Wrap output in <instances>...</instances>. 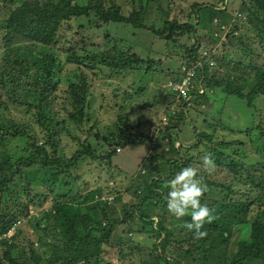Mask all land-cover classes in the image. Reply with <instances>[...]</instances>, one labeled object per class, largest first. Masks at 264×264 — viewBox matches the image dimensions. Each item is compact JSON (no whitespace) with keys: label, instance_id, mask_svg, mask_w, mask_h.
Wrapping results in <instances>:
<instances>
[{"label":"trees","instance_id":"trees-1","mask_svg":"<svg viewBox=\"0 0 264 264\" xmlns=\"http://www.w3.org/2000/svg\"><path fill=\"white\" fill-rule=\"evenodd\" d=\"M136 1H139L141 9L125 16L121 5L114 0H89L87 5L74 0H0V9L5 13L4 19L0 20V41L5 47L4 61L0 65V144L8 148L9 154L6 160L0 162V238L15 230L11 238L0 242L5 249L0 264H112L103 257L104 246L112 241L118 228L126 222L128 211L124 209L122 220L116 210H110L113 209L109 207L112 204L103 199L100 188L85 194L77 191L79 195L72 197L80 180L75 172L87 160L105 163V167L111 169L110 162L117 149L143 145L147 138L154 141L156 137L157 140L167 141L169 149L142 163V169L148 172H140L135 178L138 204L131 206L140 224L150 226L148 233L155 239L154 249L144 264H264V158L255 166L250 163L254 171L249 168L248 176L244 178L240 175L245 166L238 158L240 150H236L234 155L226 152L242 144L240 141H215L208 133L201 132L193 148L177 146L180 142L177 136L180 123L189 119L187 108L192 103L191 107L204 108L209 100L208 93L213 90L223 94L225 100V95L243 100L252 111L254 120V126L244 134L253 138L251 135L259 131L261 139H264V125L256 123L261 112L260 104L264 100V68L252 64L254 59L246 63L222 53L219 58L212 59L221 63L224 75L219 72L210 75L209 63L203 57L207 50L201 51L197 38L201 30L208 31L210 40L216 45L226 33L229 41L226 45H234V41H238L240 45L235 46L236 51L247 57H258L260 48L264 52V0H242L238 12L244 18L242 26L228 13L226 0L198 4L192 12L194 17L184 23L171 20L170 12L166 14L163 11V1L169 0H158L156 20L149 27L143 20L148 14L146 7L154 1ZM204 9L207 12L202 13ZM92 15L105 24L128 23L135 29L148 27L155 37L166 41L167 47L178 52L177 56L187 59L186 63L192 62L191 65L196 66L201 62L195 68V78L202 84H194L191 88L189 97L193 99L184 100L185 105L175 110L168 102L175 91L167 87L171 93L162 91L152 100L144 99L132 106L134 118L130 117L129 111L128 116L121 112L106 134L104 126L92 117L93 108L89 102L91 89L82 73L76 75L75 81H69L72 84L67 85L69 95L63 107L66 114L59 113L55 102L59 86L64 82L61 77L64 63L75 62L91 70L98 68L101 72L106 68L104 75L117 81H122L133 71L145 76L153 71L154 62H146L129 53L115 52L112 55L86 48L85 53L79 55L76 48L70 47L68 51L61 52L65 54V59L60 58L54 47L62 24ZM250 30L257 36L252 42H245V38L251 40ZM184 34L194 35L196 42L182 51L180 42ZM205 36L206 33L201 37ZM17 45L26 46L34 58L28 59L23 54L12 56L10 49ZM180 70L172 74L176 78L169 83H182L184 76H180ZM28 81L30 83L26 84ZM118 90H113L117 98L120 96ZM200 90H204L203 93ZM17 91L28 93L27 99L33 101L14 99ZM145 91L143 86L136 90L141 95ZM133 97L129 93L127 99ZM164 101L167 109L158 117L156 107H163ZM18 107L25 109L29 123L17 122L6 115V112ZM148 131L150 137L145 133ZM156 131L160 133L158 136ZM138 132L139 139L135 137ZM83 133L86 136L82 139ZM63 136L72 138L77 145L70 158L61 146ZM204 138L214 145L212 148L207 146L209 152L214 153L210 156L215 164L211 173H202L196 165L206 155L204 149L198 150L201 148L198 145L206 144ZM100 144L106 145L108 150L99 153ZM258 150L256 148V152ZM186 166L198 170L199 183L207 189L201 203L206 204L215 217L203 225L202 230L207 231V236L199 240L194 239L192 231L183 228L186 222L191 221L190 215L177 218L169 215L166 208L169 181ZM37 167L41 170H36ZM35 172L41 179L33 177ZM231 174V180H226V176ZM18 178L24 185L15 191ZM131 221L126 238L119 236L120 252L126 250V245L130 250L134 249L131 237L140 229L135 230ZM24 226L32 228L40 248H35V243L27 235V246L19 243L25 233Z\"/></svg>","mask_w":264,"mask_h":264},{"label":"rangeland","instance_id":"rangeland-1","mask_svg":"<svg viewBox=\"0 0 264 264\" xmlns=\"http://www.w3.org/2000/svg\"><path fill=\"white\" fill-rule=\"evenodd\" d=\"M114 1L121 5L123 14L125 16H129L134 12V10L139 11L141 9V7H139V1L136 0L134 3L132 0ZM153 1V3L146 7L148 14H145L146 16L143 20L144 24L148 27L154 24L153 22L156 20V15L158 13L156 10V3H158V0ZM216 1L217 0H169L163 1L162 4L164 7L163 11L166 14L167 12H170L171 20L176 19L178 22L184 23L188 22L192 17H194L193 13L194 10H196L198 4H213ZM226 1H228V13L233 19H237V22H240L239 24L242 26L244 18L238 14L242 0ZM74 2L81 5H87L89 0H74ZM3 12L4 11L0 9V20L4 19L3 14L5 13ZM204 12H207V9L202 11V13ZM215 22L216 21L213 23ZM226 26L229 30V26ZM148 27H145L144 29H135L128 23L105 24L98 22L94 15L89 18H81L80 20H73L70 23L66 22L62 24L58 33V42L54 47V50H56L59 57L62 59H65V54H61V52H66L70 49V47H72L77 49V54L79 55H83L86 48L90 50L94 49V51L99 53L107 52L112 55L115 54V52L129 53L130 55L136 54L139 58L146 62L149 60L154 62V65H152L153 71H151V73L147 76H145L144 73L133 71L129 73V76H126L122 81H117L110 80L109 76L104 75V72L107 70L106 68H104V71L101 72L98 68L91 70L85 67V65L75 62L64 63V72L61 76L64 82L60 84L59 90L57 92V101L55 102L56 110L61 114H66V111L63 107H65L66 99L69 95L67 85L72 84L69 81H75L76 75H81L82 73L87 78L91 89L89 102L93 108V110H91V113L93 114L92 117L97 119L98 122L104 126L103 132L106 134L109 132L112 125L117 122L118 116L121 114V112L128 116L127 112L129 111L131 113L130 117L132 115L134 118L135 115L131 111L132 106H135L144 99V101L147 99L152 100L153 97H155L154 95L157 93L162 91L166 92L170 80L176 78L172 74L175 75L182 66L191 65L192 62L186 63L185 61L187 59H182L181 55L177 56L178 52L176 53L174 49L167 47L168 43L155 37ZM222 29L224 28L222 27ZM207 32L208 31L203 32L201 30L197 38H199L200 44L202 46L201 51L207 50L203 53V57H205V61L209 63L210 75L215 74V72H219L221 75H224L225 69L221 68V63L217 60L214 62V59H212L215 57L219 58L222 53L246 63L252 62L254 59L252 64L264 68L263 48H260L259 51L261 54L258 57H247L246 54L238 52L234 49L235 46L240 45L238 41H234V45H226L229 42L227 41L226 33L223 35L218 44L214 45V42L210 40V36ZM205 33L206 36L201 37ZM248 34L251 36V40L248 41V39L245 38V42H252L257 36L255 32H252V30H250ZM195 42L196 38L194 35L192 37L184 34L180 42L182 44V51H184L187 47L195 45ZM10 52L12 56L16 54H23L24 56L28 57V59L34 58V55L27 50L26 46H13L10 49ZM4 56V43L0 41V65L4 61ZM200 64L202 63L200 62ZM180 76H185V74L182 72V75ZM27 83L30 82L28 81L26 84ZM135 84H137L136 87H133L132 85ZM140 86L146 88V91L143 95L137 94L136 92ZM116 88H119L118 92L120 93V96L118 98L115 97L113 92V90ZM167 92L171 93L168 90ZM127 93H132L134 96L133 99L128 100ZM1 94L2 90L0 88V95ZM28 95V93L17 91L13 98L16 100L23 99L33 101L27 99ZM208 96L209 100H207V103H205L204 108L203 106L198 108L196 106L191 107L194 105L193 103L187 108L189 119L183 123H180V131L177 132L178 138L180 137V142L177 143V146L181 147L184 145L186 147L191 146L193 148L196 145V142H198V133L201 132L208 133L215 141H240L242 144H237L233 149L226 150V152L230 155H234L236 150H240L241 154L238 158L245 165L242 168L243 170L240 175L244 178H247L249 172L248 169L251 168V172L254 171L250 163H253V166H255V164L259 162L262 157L264 158V151L261 152V150L264 149V139H261L259 131H255L251 135L253 138L248 136L247 133L244 134V131L254 126V120L252 116L253 113L245 105L244 101L237 97H227V95H225L229 101L226 102L227 100H225L223 94L214 90L210 91ZM168 102L170 103L169 106L175 110H179L185 105V101L181 100L179 97H176L173 92L172 95L169 96ZM221 104H223L222 110L219 111ZM162 106L163 107H156V110H159L157 111L159 113L158 117H161L162 111L167 109L165 101L163 102ZM122 108H124L123 111H121ZM260 111V116L256 123L264 125V100L260 104ZM245 114H247V117ZM6 115L17 120V122L29 123L30 121L29 117H27L25 114L24 108H13L12 110L6 112ZM164 122L165 121L163 120L162 125ZM34 129L36 130V128ZM37 131L41 135L43 134V132H40L39 128ZM145 133L147 134V137L151 136L149 131ZM155 134L158 136L160 133L159 131H156ZM139 135L140 133L135 137L139 139ZM85 136L86 134L83 133L82 139L85 138ZM157 138L158 137H156L154 141H151L150 138H147L146 143L143 145H127L125 148L117 149L115 157L113 158L112 162H110L111 169L105 167V163L87 160L83 162V166L75 172L76 178H79L80 180L79 183H76L74 187L75 193L72 197H77L79 195L77 194V191H82L81 193L85 194L100 188L102 189L103 199L108 200L109 204H112L109 205V207L113 208L110 210H116L122 220H124L125 217L124 209H127L128 211V218L125 220L126 222L118 228L112 241L104 246L103 257L105 260L112 262V264H144L149 259L148 254L152 251V249H154V236L148 233V228H150V226L143 225L142 222L140 224V221L136 216V211L135 209L132 210L131 206L138 202L135 195V189L137 186L135 178L139 177L140 172H148L147 170L145 172L142 169V163L147 161L151 156H155L158 153L167 152L169 149L167 141L157 140ZM252 139H254L255 142H253ZM204 142H206V144L198 145L201 147L198 150L200 151L201 149H204L206 155L213 156L214 153H210L207 146H211L212 148L214 145L209 144L206 139ZM25 143L26 142H24V144ZM61 146L64 149L66 156L69 158L72 157V155L77 150L76 143L72 141V138L66 136H63ZM256 148H259L258 152H256ZM7 150L8 148H4L0 144V162L8 158L9 154ZM106 150H108V147L104 144H100L98 152L102 153ZM235 157L237 158V155ZM196 165L202 170V173L206 171L203 166V159H200L199 163ZM36 170L40 171L41 169L37 167ZM37 176H39V173L35 172L33 177ZM231 177L232 174L230 177L227 175L226 180L230 181ZM39 178L41 179L40 176ZM223 179L225 178L223 177ZM17 181L18 184L14 186L15 191H18L19 188L24 185V182L19 178ZM156 210L157 209L154 211ZM111 214L113 215L114 213L111 212ZM168 214L172 215L169 212ZM129 219H131L133 222ZM155 219L156 218H154V220ZM130 221L134 225V229H140V231L132 234L131 238L133 240L132 244L134 243V249L130 250L126 245V250L120 252L119 236L126 238ZM184 223L185 222H182V224ZM183 228H185V226H183ZM31 230L32 228L30 226H24L25 233L20 237L19 243L22 246H27L28 237L35 243V248H40V246L37 244V237L31 232ZM14 233L15 230L12 229L7 235H4L2 238H0V242L3 239L11 238ZM242 234H244V232ZM24 237H26V239H24ZM4 250L5 249L0 246V259L3 258Z\"/></svg>","mask_w":264,"mask_h":264},{"label":"clouds","instance_id":"clouds-1","mask_svg":"<svg viewBox=\"0 0 264 264\" xmlns=\"http://www.w3.org/2000/svg\"><path fill=\"white\" fill-rule=\"evenodd\" d=\"M198 65L199 64H197L196 67ZM187 66L195 67L192 65ZM196 80L202 84L197 78ZM168 88H170V83ZM203 91L204 90H200V93H203ZM173 93L180 98V95L177 92ZM191 99L193 98H184L183 96L181 98V100L187 101H190ZM203 166L208 173L214 171L215 164L210 156L206 155L203 157ZM197 171L196 168L186 166L182 167L174 174L169 181V190L166 196V208L170 214L177 218L190 215L191 221L186 222L185 227L193 232L194 239L199 240L207 236V231L202 230L203 225L206 222L213 221L215 217L212 210L209 209L206 204L201 203V197L207 189L199 183Z\"/></svg>","mask_w":264,"mask_h":264},{"label":"built area","instance_id":"built-area-1","mask_svg":"<svg viewBox=\"0 0 264 264\" xmlns=\"http://www.w3.org/2000/svg\"><path fill=\"white\" fill-rule=\"evenodd\" d=\"M195 67H188L185 66L182 68L181 72L185 74L184 79L182 83L174 82L170 83V88L174 90L175 92H179L184 98L189 97V93L193 85L201 86L199 82H197L195 78ZM14 230V229H13Z\"/></svg>","mask_w":264,"mask_h":264}]
</instances>
